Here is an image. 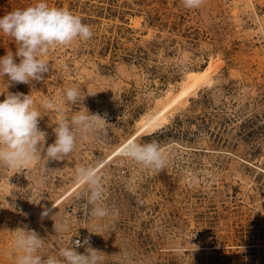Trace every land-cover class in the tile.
I'll return each mask as SVG.
<instances>
[{
    "label": "rangeland",
    "instance_id": "obj_1",
    "mask_svg": "<svg viewBox=\"0 0 264 264\" xmlns=\"http://www.w3.org/2000/svg\"><path fill=\"white\" fill-rule=\"evenodd\" d=\"M36 2L0 0V18ZM47 2L79 15L93 37L53 48L40 81L0 75V102L31 95L44 149L62 116L70 122L87 110L105 118L107 134L78 132L60 161L0 165V264H16L20 228L43 238V259H61L79 240L75 250L100 251L101 264H264V0H203L197 8L183 0ZM18 47L0 32V58ZM211 62L208 83L172 107L161 127L140 132L141 119L180 90L187 72ZM72 86L81 92L75 104L65 99ZM46 98L63 100L62 113L43 108ZM129 142L157 143L166 165L153 170L113 156ZM83 165L102 175L110 210L102 219L76 181ZM54 222L69 230L55 231Z\"/></svg>",
    "mask_w": 264,
    "mask_h": 264
},
{
    "label": "clouds",
    "instance_id": "obj_2",
    "mask_svg": "<svg viewBox=\"0 0 264 264\" xmlns=\"http://www.w3.org/2000/svg\"><path fill=\"white\" fill-rule=\"evenodd\" d=\"M188 8L199 7L203 0H183ZM0 32L11 36L19 44L15 54L8 51L0 58V75L7 76L9 81L28 84L40 81L49 71V62L44 57L55 47H66L74 41H87L93 37L90 25L82 22L79 15L65 8L50 6L47 0H37L36 3L23 9H16L0 18ZM19 57V63L14 59ZM81 98L78 86L65 90L67 102L75 104ZM84 100V99H83ZM63 100L46 98L41 106L45 109L62 113ZM40 111L34 106L31 95L21 93L7 94L0 102V165L12 169L24 168L38 162L42 156L48 160H63L70 155L77 143V133L82 139H87L89 133L107 134L105 118L98 114L77 113L70 122L63 116L55 127L56 140L44 149L46 133L38 127ZM43 147V154L41 152ZM153 170H161L167 163L164 153L157 143L138 144L129 142L123 146L120 153ZM75 177L78 184L84 186L87 203L92 205L91 215L102 219L110 214L104 204L105 187L102 175L96 166L83 165L76 169ZM49 210L42 213L47 216ZM54 229L66 232L69 226L54 222ZM13 241L16 250V264H101L100 251L88 248L86 254H79L75 249L81 246L79 240L71 246L62 248L61 259L49 256L43 259L38 251L43 247V238L34 230L20 228L15 230ZM88 243L87 240L84 242Z\"/></svg>",
    "mask_w": 264,
    "mask_h": 264
},
{
    "label": "bare ground",
    "instance_id": "obj_3",
    "mask_svg": "<svg viewBox=\"0 0 264 264\" xmlns=\"http://www.w3.org/2000/svg\"><path fill=\"white\" fill-rule=\"evenodd\" d=\"M213 63H209L208 67L199 71H189L186 74L185 80L182 82L180 90L176 94H167V102L153 115L143 117L139 123L140 132L146 133L161 127L166 121V114L174 106H183L186 100L197 90L210 81L213 74ZM193 96V95H192ZM121 149L118 150L113 156H121ZM51 207V210L54 209ZM50 212V211H49Z\"/></svg>",
    "mask_w": 264,
    "mask_h": 264
}]
</instances>
